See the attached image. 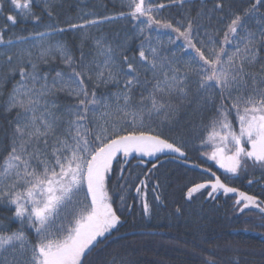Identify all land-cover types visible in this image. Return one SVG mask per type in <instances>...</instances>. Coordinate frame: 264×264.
<instances>
[{"label": "snow or ice", "instance_id": "6c2138e0", "mask_svg": "<svg viewBox=\"0 0 264 264\" xmlns=\"http://www.w3.org/2000/svg\"><path fill=\"white\" fill-rule=\"evenodd\" d=\"M118 3L113 14L61 19L58 0H0V78L20 77L0 102L15 113L0 155V206L12 213L0 220V264H135L127 251L91 257L125 213L138 206L151 218L165 205L169 181L158 177L175 162L201 174L183 185L186 203L235 194L233 211L257 210L264 229V200L189 157L198 141L229 179L264 177V0ZM117 20L131 36L93 34ZM67 33L79 36L74 49L57 39ZM206 250L204 264H222L221 251L225 264H255L230 241Z\"/></svg>", "mask_w": 264, "mask_h": 264}, {"label": "trees", "instance_id": "16d2710c", "mask_svg": "<svg viewBox=\"0 0 264 264\" xmlns=\"http://www.w3.org/2000/svg\"><path fill=\"white\" fill-rule=\"evenodd\" d=\"M58 3L62 4V8L59 9L63 13L61 19L65 16L76 18L82 13L96 12L106 15L124 10L119 7L118 0H58ZM171 11L175 13L176 9ZM32 27L31 22L21 23L16 26L14 31L21 33L23 29H32ZM126 32L129 36L132 35V28L127 20H117L111 24L105 23L100 26L99 33L95 29L93 30V34L96 35L120 33L121 39L124 38ZM57 39L66 41L73 49L79 43V36L73 33L64 34ZM138 42L137 38L132 37L129 55L136 51ZM41 70L47 72L49 67L43 65ZM19 79V75L0 78V102L7 99ZM14 116L15 113L8 115L0 109V155L4 154V148L8 143L5 139V130L10 131L9 121ZM195 145L196 147L189 152L193 163H200L206 168L211 167L212 171L220 175L226 183L264 200V177L260 170L250 169V175L229 179L227 174L219 170L213 162L205 161L201 157L200 153L207 149L199 148L198 141H195ZM132 163L134 164L135 161ZM137 171L141 170L137 169ZM165 175L169 181L165 190V205L160 206L151 218L143 217L138 206L133 209L131 214L125 213L122 218L126 219L127 223L119 226V232H113V236L109 238V240L114 238L113 241L107 246L101 245L103 251L98 249L92 254L91 258L94 261L102 262L115 251H127L131 254L130 258L135 264H204V258L212 255L206 250L209 246L230 241L245 250L242 255L248 257L255 264H259V253L261 249H264V235H262L264 229L258 227L259 213L257 210H246L244 214L234 212L233 202L236 198L223 194H218L215 200L206 199L205 194L191 203H186L183 185L192 179L199 180L200 172H193L186 167H181L178 163H172L161 169V175L158 178L164 179ZM248 179H256L258 182L249 185ZM151 188L152 185L149 183L148 199L150 202L152 201ZM134 199H136L134 192L129 193L128 202L132 203ZM136 203L138 205V200ZM177 207L181 208L182 215L175 213ZM11 215L9 209L0 206V220ZM4 222L11 224V230L21 227L19 221ZM245 228L251 229V231H234ZM152 231L160 233H137L122 238L118 237L125 233ZM28 234L31 236L30 232ZM230 255L229 252L221 251L216 255V258L225 264Z\"/></svg>", "mask_w": 264, "mask_h": 264}, {"label": "water", "instance_id": "95a60500", "mask_svg": "<svg viewBox=\"0 0 264 264\" xmlns=\"http://www.w3.org/2000/svg\"><path fill=\"white\" fill-rule=\"evenodd\" d=\"M175 163H178L179 164V162H175ZM187 168V167H186ZM197 172H199V171H197ZM218 175V174H217ZM242 191V190H241ZM245 192V191H244ZM222 194V193H221ZM229 195H231V196H234L235 198H236V196H235V194H229ZM137 233H139V232H137ZM141 233H150V234H158L159 232H156V231H152V232H141ZM128 235H130V234H128ZM125 236H127V235H125ZM120 237H122V236H120ZM114 239V238H113ZM113 239H111V240H109L108 242H107V245L111 242V241H113Z\"/></svg>", "mask_w": 264, "mask_h": 264}, {"label": "bare ground", "instance_id": "6f19581e", "mask_svg": "<svg viewBox=\"0 0 264 264\" xmlns=\"http://www.w3.org/2000/svg\"><path fill=\"white\" fill-rule=\"evenodd\" d=\"M139 233H141V232H139ZM160 233V232H159ZM128 234H130V235H134V234H137V232H131V233H127L126 235L127 236H130V235H128ZM120 236H122V237H126L125 235H120ZM120 236H118V237H120ZM122 237H120V238H122Z\"/></svg>", "mask_w": 264, "mask_h": 264}, {"label": "rangeland", "instance_id": "374dc122", "mask_svg": "<svg viewBox=\"0 0 264 264\" xmlns=\"http://www.w3.org/2000/svg\"><path fill=\"white\" fill-rule=\"evenodd\" d=\"M216 167H218V166H216ZM222 172H223V170H221Z\"/></svg>", "mask_w": 264, "mask_h": 264}]
</instances>
